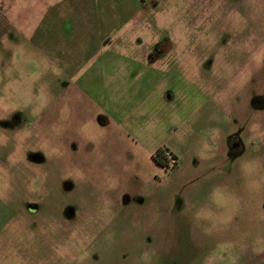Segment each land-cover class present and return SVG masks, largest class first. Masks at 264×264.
Returning <instances> with one entry per match:
<instances>
[{"label":"rangeland","instance_id":"rangeland-1","mask_svg":"<svg viewBox=\"0 0 264 264\" xmlns=\"http://www.w3.org/2000/svg\"><path fill=\"white\" fill-rule=\"evenodd\" d=\"M263 206L264 0H0V264H264Z\"/></svg>","mask_w":264,"mask_h":264},{"label":"flooded vegetation","instance_id":"flooded-vegetation-1","mask_svg":"<svg viewBox=\"0 0 264 264\" xmlns=\"http://www.w3.org/2000/svg\"><path fill=\"white\" fill-rule=\"evenodd\" d=\"M255 105H256V102L253 104V106L255 107ZM229 147H230V149L233 151V152H237L238 151V148H237V144H236V140L234 139V138H231L230 140H229ZM158 150H160L161 152L163 151L164 152V158H163V160H162V156H161V159H160V162H158V161H154L153 160V162L156 164V166H159V167H162V168H168V167H170V166H173V165H175L176 164V162H177V158H176V156L174 155V154H172V153H169V152H167V151H164L163 149H158ZM157 151V150H156ZM170 159H173L174 160V164L172 165L171 163H170ZM33 161L35 162V163H41V160L38 162L36 159H34L33 158ZM162 162H165V165L164 166H162ZM264 207V206H263ZM263 210H264V208H263ZM72 209H70V208H68L67 210H65V213H66V215H67V217L68 218H70V220L73 218V216H74V213H72Z\"/></svg>","mask_w":264,"mask_h":264},{"label":"trees","instance_id":"trees-1","mask_svg":"<svg viewBox=\"0 0 264 264\" xmlns=\"http://www.w3.org/2000/svg\"><path fill=\"white\" fill-rule=\"evenodd\" d=\"M161 156H162V160H163V158H164V152H163V151L161 152L160 150H157V151H155L154 154L152 155V159H153L154 161H158V162H160ZM164 165H165V162H162V166H164Z\"/></svg>","mask_w":264,"mask_h":264},{"label":"built area","instance_id":"built-area-1","mask_svg":"<svg viewBox=\"0 0 264 264\" xmlns=\"http://www.w3.org/2000/svg\"><path fill=\"white\" fill-rule=\"evenodd\" d=\"M170 163L173 165L175 162L173 159H170Z\"/></svg>","mask_w":264,"mask_h":264},{"label":"water","instance_id":"water-1","mask_svg":"<svg viewBox=\"0 0 264 264\" xmlns=\"http://www.w3.org/2000/svg\"><path fill=\"white\" fill-rule=\"evenodd\" d=\"M34 159H36L38 162L40 161V159H39V158H37V157H34Z\"/></svg>","mask_w":264,"mask_h":264}]
</instances>
